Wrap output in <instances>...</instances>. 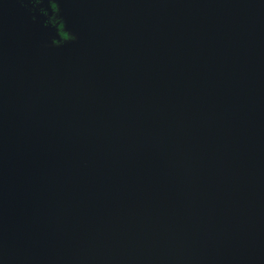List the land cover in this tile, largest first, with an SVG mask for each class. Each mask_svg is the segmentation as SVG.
Here are the masks:
<instances>
[{"label": "water", "instance_id": "obj_1", "mask_svg": "<svg viewBox=\"0 0 264 264\" xmlns=\"http://www.w3.org/2000/svg\"><path fill=\"white\" fill-rule=\"evenodd\" d=\"M0 264H264V0H0Z\"/></svg>", "mask_w": 264, "mask_h": 264}]
</instances>
